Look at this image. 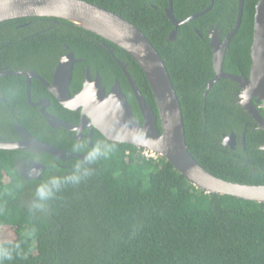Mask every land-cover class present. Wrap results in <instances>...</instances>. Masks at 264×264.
I'll return each mask as SVG.
<instances>
[{
    "label": "trees",
    "instance_id": "trees-1",
    "mask_svg": "<svg viewBox=\"0 0 264 264\" xmlns=\"http://www.w3.org/2000/svg\"><path fill=\"white\" fill-rule=\"evenodd\" d=\"M84 1L134 24L159 53L195 160L220 179L264 185V170L259 169L264 150L255 143L264 134L252 130V118L232 102L235 82L219 79L203 95L214 76L207 29L217 25L222 34L231 31L238 0H171L177 20L210 6L179 25L174 40L168 39L174 28L165 13L168 0ZM256 2L243 0L239 27L224 57L226 72L248 74ZM28 19L0 23V68L44 73L56 61L48 57L54 41H64L82 59L79 67L87 65L102 76L107 69L128 90L119 59L157 113L141 68L120 47L59 18L54 19L69 26L67 32L34 34L32 25L17 27ZM15 78L7 75L0 82ZM18 103L24 110V102H10L12 109ZM132 110L138 113L135 103ZM230 132H244V149L221 144L223 134ZM13 156V151L0 149V228L14 230L12 241L0 242V264H264V203L205 193L163 156L109 141L96 130L90 155L76 168L59 171V177L46 170L42 179L28 182Z\"/></svg>",
    "mask_w": 264,
    "mask_h": 264
},
{
    "label": "water",
    "instance_id": "water-1",
    "mask_svg": "<svg viewBox=\"0 0 264 264\" xmlns=\"http://www.w3.org/2000/svg\"><path fill=\"white\" fill-rule=\"evenodd\" d=\"M168 2L169 6L165 9V13L174 26L168 38L171 40L175 39L179 25L201 15L210 7L183 20H177L172 15V1L168 0ZM242 7L243 0H238L235 26L223 43L215 29L209 31L215 76L207 82L206 91L220 78L237 81L244 93L248 95L241 105L258 122V116L252 112L249 103L252 96L264 102V0H257L255 4L249 78L227 74L222 70L225 47L239 27ZM24 17H53L66 20L120 47L141 68L154 97L158 115L144 100L134 81L129 78L125 65L116 59L130 81L141 119L137 120L134 117L118 83L113 87V97L116 102H98L102 100L104 90L98 88L97 78L92 80L88 77L84 90L79 95V99L84 102L60 103L68 109L80 110L81 119L88 121L90 129L94 127L109 141L128 143L147 152L163 156L180 174L205 193L231 195L264 203L263 184H240L220 179L206 171L189 153L185 142L180 104L166 66L149 39L134 24L107 9L84 0H0V23ZM108 50L112 53V49L108 48ZM71 67L72 53H68L67 57L60 59L56 72H68L69 75ZM7 73L14 74L15 72L8 71ZM66 84L67 82H63L64 86ZM157 120L159 127L156 124ZM224 137L234 138V135ZM34 145L37 150L40 149L55 156H66L63 151L55 147L35 142ZM0 147L9 149L17 145L10 147L0 145ZM39 169L44 168L39 166Z\"/></svg>",
    "mask_w": 264,
    "mask_h": 264
},
{
    "label": "flooded vegetation",
    "instance_id": "flooded-vegetation-1",
    "mask_svg": "<svg viewBox=\"0 0 264 264\" xmlns=\"http://www.w3.org/2000/svg\"><path fill=\"white\" fill-rule=\"evenodd\" d=\"M210 1L212 2V0ZM24 18L30 19L23 21L22 23L17 25V27L33 29L32 26H34V29L37 28V31L34 32V34L52 29H55L56 31L67 32L70 28L66 24H62L60 21L54 18ZM209 27L210 28L207 29L209 46V31L211 29H215L217 36L219 37L221 43H223L228 33L231 32L234 28L233 27L231 31L222 34V31L218 29L217 25ZM30 35L32 34H29L28 36ZM24 37L25 36L22 35L20 36V38ZM230 40L225 47L222 61V70L227 74L249 78L251 62L247 75L233 74L224 71L223 62ZM54 43L55 48L51 49L52 51L48 54V57L51 59H56V61H53L51 67L49 66L48 69L44 71V73H38L33 69H24L15 70L13 71L15 72L14 74H10L7 72L12 70L0 68V77H5L7 75L16 77L13 83H5V80L0 82V145L5 147L17 145V147L15 148L6 149L4 147H0V149L9 151L11 150L14 152V164L16 168L21 172V174L23 173L22 175L24 179L26 178L25 180L28 182L32 180L42 179V176L46 170H53L56 177H59V171H62V173H64L76 168L77 165L82 164L84 160H86V158L90 155L92 149L93 131L96 129L94 127L90 129L88 127V121L81 119L80 110L68 109L60 103L84 102L83 100L79 99V95L84 90L85 82L88 80V77H90L92 80H96L97 78L98 88L104 90L103 98L98 102H116V99L113 97V87L116 85V83H118L121 92L124 94L126 101L130 105L131 110L132 104H136L138 113L134 114L132 110L134 117L137 120L141 119V114L137 105L135 93L132 89L130 81L124 74L122 68L121 72L127 82L128 90L123 89L120 81L115 76H113V74H110L111 72L107 69L106 76H102L97 69L91 70L87 65L79 67L78 63L81 62L82 59L80 57H76L75 52L71 50L69 45L64 41L57 40L54 41ZM104 46L107 50L108 48H110L109 45L104 44ZM68 53H72V67L70 74L68 75V72L63 73V71L56 72V67L60 59L63 57H67ZM125 70L128 73L129 78L135 83V80L131 77L127 69ZM232 81L235 82L236 86V89H233L231 91V95L233 97L232 102H236L238 106L252 118L254 124L251 129L255 130V132L261 131L264 134V102L260 98L255 96H252L250 99L251 102L249 103V107L253 113L257 114V118L259 119V121L257 122L241 105V102L245 98H247L248 95L244 93L243 89L237 81ZM63 82H67V86H64ZM135 86L140 92L136 83ZM208 90L206 91L205 86V90L203 93L204 97L206 96ZM140 94L142 95L141 92ZM142 97L144 98L143 95ZM10 102H24V110L20 108V103H18L12 109ZM58 105H60V108H62L63 110L60 109ZM65 110L72 112L73 115H70V113H67ZM155 114L158 115V113ZM156 124L159 127L158 120ZM231 134L234 135V138L224 137L225 135L230 136ZM260 137L262 138V140L257 138L255 139V143L258 144V148L264 150V135H260ZM244 140V132H241L240 134L230 132L229 134H223L221 144L231 149L241 146L242 149H244ZM34 142L55 147L63 151L66 156H55L52 153L45 152L40 149L37 150ZM69 155H71V157H69ZM39 166H43L44 169H39ZM259 169L264 170V167L260 166Z\"/></svg>",
    "mask_w": 264,
    "mask_h": 264
},
{
    "label": "rangeland",
    "instance_id": "rangeland-1",
    "mask_svg": "<svg viewBox=\"0 0 264 264\" xmlns=\"http://www.w3.org/2000/svg\"><path fill=\"white\" fill-rule=\"evenodd\" d=\"M147 154L150 155L151 153L147 152ZM154 156H156V154H154ZM13 239H14V230L12 228H9V227L0 228V242L1 241H12Z\"/></svg>",
    "mask_w": 264,
    "mask_h": 264
},
{
    "label": "clouds",
    "instance_id": "clouds-1",
    "mask_svg": "<svg viewBox=\"0 0 264 264\" xmlns=\"http://www.w3.org/2000/svg\"><path fill=\"white\" fill-rule=\"evenodd\" d=\"M40 195H41V196H44V195H45V193H44L43 190H41Z\"/></svg>",
    "mask_w": 264,
    "mask_h": 264
},
{
    "label": "built area",
    "instance_id": "built-area-1",
    "mask_svg": "<svg viewBox=\"0 0 264 264\" xmlns=\"http://www.w3.org/2000/svg\"><path fill=\"white\" fill-rule=\"evenodd\" d=\"M145 153L147 154V152H146V151H145ZM150 156H154V154H152V153H151V154H150Z\"/></svg>",
    "mask_w": 264,
    "mask_h": 264
}]
</instances>
